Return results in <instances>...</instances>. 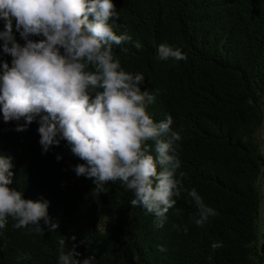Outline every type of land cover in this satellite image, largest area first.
<instances>
[{"label": "trees", "instance_id": "trees-1", "mask_svg": "<svg viewBox=\"0 0 264 264\" xmlns=\"http://www.w3.org/2000/svg\"><path fill=\"white\" fill-rule=\"evenodd\" d=\"M113 3L119 12L114 31L132 38L113 51L125 71L144 75L142 90L155 95L148 107L152 118L172 116V128L181 136L177 177L183 173L186 191L158 228L152 214L130 205L134 195L120 181L105 185L108 192L100 194L92 179L78 177L74 167L83 161L65 141L44 153L39 117L18 132L17 124L24 121L5 123L0 113V155L11 156L13 164L10 187L23 192L24 199L47 201L50 218L59 224L55 232L45 228L38 234L29 230L31 225L13 227L16 221L9 217L0 229V264H59L62 236L68 247L77 244V259L94 256L96 264H264V233L258 234L264 0ZM5 23L1 19L0 31ZM12 34L25 43L15 20ZM161 44L181 49L187 59L159 60ZM5 57L2 61L10 65L12 57ZM193 188L216 213L203 226L194 223L197 208L187 195Z\"/></svg>", "mask_w": 264, "mask_h": 264}, {"label": "clouds", "instance_id": "clouds-1", "mask_svg": "<svg viewBox=\"0 0 264 264\" xmlns=\"http://www.w3.org/2000/svg\"><path fill=\"white\" fill-rule=\"evenodd\" d=\"M0 19L6 22L0 47L12 57L10 65L0 60L3 121L23 120L15 129L22 132L39 117L44 153L65 141L83 161L74 167L78 177L92 179L100 194L108 192L105 185L120 181L134 195L130 205L143 207L162 227L176 198L186 191L183 173L177 177L181 136L172 128L171 115L158 122L152 118L148 107L155 95L142 90L144 75L125 71L114 53V45L132 38L114 31L119 12L113 0H0ZM13 20L23 45L12 34ZM134 47L142 45L137 41ZM157 58L180 61L187 55L161 44ZM12 168V157L0 155V229L11 217L17 229L31 225L29 230L38 234L45 228L55 232L59 224L50 218L48 202L24 199L23 192L10 187ZM187 195L197 208L194 223L203 226L215 210L195 188ZM66 239L58 241L59 264H96L94 256L77 259V244L68 247Z\"/></svg>", "mask_w": 264, "mask_h": 264}, {"label": "rangeland", "instance_id": "rangeland-1", "mask_svg": "<svg viewBox=\"0 0 264 264\" xmlns=\"http://www.w3.org/2000/svg\"><path fill=\"white\" fill-rule=\"evenodd\" d=\"M0 22H1V19H0ZM5 59H6L5 54L0 51V60H5ZM258 137H259V141L261 144V151L264 155V126L259 132ZM260 185H261L262 201H261V208H260V217H259V222H258V234L261 237L262 234L264 233V178L261 180Z\"/></svg>", "mask_w": 264, "mask_h": 264}]
</instances>
